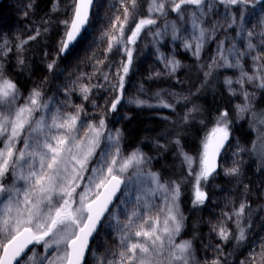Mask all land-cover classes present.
Returning <instances> with one entry per match:
<instances>
[{"label":"trees","instance_id":"1","mask_svg":"<svg viewBox=\"0 0 264 264\" xmlns=\"http://www.w3.org/2000/svg\"><path fill=\"white\" fill-rule=\"evenodd\" d=\"M149 2L150 0H136L126 35H131L141 19L148 18ZM109 9H112V6L108 0H95L86 31L94 20L95 28L100 21L105 24L110 15ZM72 14L73 0H2L0 2V81L7 79L16 86L14 102L11 105L7 102L0 104V112L14 118L15 111L25 105L29 106L33 93H41L43 92L41 89L44 88L47 95L54 96L52 80H55L56 71L51 72L53 66L60 73L59 85H56V98L57 100L62 98L61 89L67 92L68 100H61L66 110H72L74 106L85 108L87 99L82 96V86L93 82L92 80L95 81L96 77L99 79L103 72L112 74L115 71L116 73L121 71L125 64V57H119V55L106 57L104 47L92 48L86 31L69 53L61 57V41L66 31L63 21L70 20ZM146 30L142 32L140 40ZM37 32H39L38 35ZM33 36L35 39H30ZM24 41L26 43H22ZM186 41H189V37H186ZM3 42L9 46L3 48ZM135 45L131 44L130 47ZM173 54L184 65V72L180 75L178 83L162 78L149 80L155 75L159 76V69H155L152 63L138 57L136 52L132 57L134 63L132 69H128L127 73L123 70L120 76L122 75L126 83L125 87L136 83L150 95L166 90L181 91L189 95L195 106L196 111L191 115V121L185 123L180 129H176L180 133V146L196 159L191 178L181 187L179 201L184 226L179 237L182 241H191L194 244L190 250L192 256L190 264H204L216 242V232L223 225V214L229 211L239 193L244 195L241 204L244 206V211L239 215L240 223L228 230V239L225 242L220 240L219 243L223 253L222 264H249L248 260L253 252L259 253L261 246H264V224L255 222L257 209L252 195L257 192L252 186L255 183L259 184L264 177L262 162L254 154L256 141L254 125L264 116V92L261 97L251 103L249 119L236 124L235 107L225 89L222 70L204 73L198 63L181 48H177ZM50 64L51 68H49ZM153 69L156 71L150 74V70L153 71ZM106 80L110 81L108 78ZM99 84L101 89L93 94L92 99L97 110L101 106L107 107L109 97L115 91L113 86L107 87L105 83L100 82ZM9 99L11 100V97ZM225 112L228 113L227 116H223ZM119 113L122 116H118ZM66 114L69 113L64 111V119L68 118ZM108 114L107 119L110 123H114L117 119L115 126L120 133L121 149L125 153L130 154L133 150H141L152 158V169L158 172L162 179L172 182L179 180L177 166L181 160L177 146L167 144L166 153L161 155L155 153L152 148V142L170 138L173 123L155 116L146 108H125L122 111L116 109L110 110ZM217 127H226L230 142L221 157L218 172L209 179L199 181V190L205 194L206 198L201 203L195 198L199 157L204 140ZM2 147L3 138H0V148ZM19 150L20 147L14 152ZM106 150L108 148L103 152ZM109 151L112 152L111 149ZM228 152H234L233 156L236 155L238 159L234 167L237 169L235 174L238 178L226 181L228 171L222 173V159ZM99 153H102L101 150ZM96 157L97 155L95 159ZM99 161L104 163L101 154ZM222 174H226V178H223ZM137 219L142 220L141 217ZM102 226L91 247L104 235ZM241 229L244 232V239H239ZM116 233L121 235L120 231ZM105 238L107 243H112L110 234H106ZM166 263L167 260L164 261V264Z\"/></svg>","mask_w":264,"mask_h":264},{"label":"snow or ice","instance_id":"2","mask_svg":"<svg viewBox=\"0 0 264 264\" xmlns=\"http://www.w3.org/2000/svg\"><path fill=\"white\" fill-rule=\"evenodd\" d=\"M258 2L264 4V0H219V3L224 5L226 13L230 12L231 8L240 6L242 10L239 16L232 14L231 23L228 27L238 23L240 28L238 35L246 31L249 39L245 51H240L233 43L232 47L227 50L228 55L226 56L224 51L218 48V54L223 60V64L219 65L215 60L213 64L240 70V75L235 83L240 86L245 101L249 100V93L245 89V84H253L264 89V48L256 51V46L251 40L255 33L245 28L243 14V9L249 5L254 7L255 3ZM92 3L93 0H73V15L70 20L63 21L66 25V31L65 38L61 41L60 50L62 52L68 49L69 45L77 39L82 29L85 28L89 20V9ZM131 3L135 7L136 0H131ZM215 4L216 0H207V2L206 0H150L148 18L141 19L136 24L130 39L134 41L145 26L156 23L152 13L166 15L167 5L171 11L178 14L181 20H184L186 13L190 12L192 35L197 41L194 54L198 56L206 31L200 26L201 18L207 15L205 9L211 11ZM127 17L128 9L125 8V20ZM260 23L264 26V20H261ZM171 27L175 40L178 38L177 28L175 24ZM197 30L199 31L198 36H196ZM38 34L39 32H37ZM156 34L159 35V33ZM260 35L264 36V31ZM30 39H35V37H30ZM111 39L115 40L116 38L111 37ZM22 43H26V41ZM261 43H264V40ZM185 47L191 48V44L186 42ZM128 55L130 63L131 53L129 52ZM229 56L233 59L229 60ZM245 56H250L253 62L251 74L244 70L242 60ZM168 63L172 65L174 71L176 64L171 61ZM51 67L50 64L49 68ZM123 70L127 73V66ZM225 83L229 86V91L235 94L236 90L231 87L234 81L227 78ZM119 87H123L122 78ZM83 91L87 93L88 89L85 88ZM15 94V84L7 79L0 81V104L7 102L11 105L15 100ZM37 97H39V92H34L30 98L31 105L38 103ZM117 103H119V99L112 104L113 110ZM163 106L171 107L166 103ZM237 107L241 113L250 112L248 103ZM33 110L31 107L19 108L15 111L14 118H10L9 114L0 112V138H3V147L0 148V179L9 172L10 161L13 165L23 161L24 163L19 165L21 170L18 178L30 185L24 189L22 200H14L13 197L20 194L21 190L15 186L6 188L4 184L0 183V194L5 192L10 194L3 207H0V264H13V261H16V264H22L21 254L33 242L37 244L43 242L46 251L53 245H56L57 249L61 244L66 246L63 254L48 259L46 264H82L88 238L96 230L104 212L108 210L112 197L122 183L121 176L133 166L139 169V166L144 162L143 157L139 153H132L129 157H121L119 133L115 136L109 134L106 139L115 151L106 150L101 154L104 163L92 170L93 175L88 180L89 185L96 189H102V191H97L95 199L89 200L88 192L92 191V187L86 186L85 191L77 194L79 206L73 208L72 205L76 202L73 194L79 187L78 181L83 179L82 173L87 170V162L93 155L95 148L99 146L100 137L104 135V121L100 120L98 126L82 124V128H87L85 138L82 139L77 135L80 131L76 127L78 114L70 115L67 119L60 118L58 114L52 115L51 123L47 125L44 118H41L35 122V127L31 129V132L37 133V135L32 137L31 143L26 141L24 144V148L28 149L27 155L24 151L14 152V143L25 125L31 123ZM227 115L228 113H223V116ZM253 115L255 114L253 113ZM260 122L264 123V116L261 117ZM45 127L51 133L50 135L45 133ZM53 129H63L64 131L54 132ZM217 133H221V135L211 154L209 153V144L205 143L204 146L205 152L201 158L202 170L199 175L205 178L214 170V157L219 147L223 146L224 140L227 139L226 127H217L213 130L212 135L216 136ZM42 135L43 139H41ZM185 159L191 164L190 157L185 156ZM37 160L39 170H36L35 166ZM68 161L75 162L70 172L67 167ZM24 167L29 169L27 175L23 172ZM228 171L235 174L237 169L233 168ZM150 175L158 190L168 191L167 187L160 183L157 174L151 173ZM198 182L199 176L197 177ZM178 191L176 188L172 192L173 202L177 199ZM196 198L198 202H203L204 194L199 188H197ZM243 211L244 206L241 205L236 215H241ZM139 215V212L133 211L128 217L127 223L120 229V250L111 254L116 258L106 260L102 258L100 264H164L165 260H167V264H190L192 258L191 242L184 241L179 244L174 242V234L179 233L180 224L173 214L171 205L167 207L162 223L159 215H157L151 217L149 221L141 220L140 223L134 224L133 218ZM169 220L172 221L171 227ZM219 235L224 240L228 239V233L223 228L220 229ZM46 237H51V240L45 239ZM239 239H244L243 229L240 231ZM260 254L264 256V246H261ZM256 255L257 253L253 252L251 264H256ZM28 259H33V257H28ZM212 264H219V262L214 260Z\"/></svg>","mask_w":264,"mask_h":264},{"label":"rangeland","instance_id":"3","mask_svg":"<svg viewBox=\"0 0 264 264\" xmlns=\"http://www.w3.org/2000/svg\"><path fill=\"white\" fill-rule=\"evenodd\" d=\"M108 2H110L112 9H109L110 15H108L109 17L107 19V22L104 24L103 21H100L95 28L94 20L89 30L86 31V34L89 36V42L91 43L92 48L104 47L106 57H109L110 55H119V57H125V64L120 69V73H116V71L112 74L103 72L99 79H97L96 77L95 81L92 80L93 82H88V84L82 86V96L84 98L87 97L85 108L74 106L72 110H66L64 105L61 103V100H68L67 92L61 89L60 91L62 92L60 94L62 98H60L59 100H57L56 98V85H59L60 73L57 69H54L53 66L51 72H53L54 70L56 71V75L54 76L55 80H52L54 84V96L47 95L45 92L46 88L41 89L43 92H39V97H37L38 103L36 105H31L30 102L29 106H27L34 109L31 114V123L26 124L24 129L19 133L18 138L14 143V151L18 147H20L19 151H24L27 155L28 149L24 148V144L26 141L31 143L32 137L37 135V133H32L31 129L35 127V122L37 120H40L41 118H44L47 125L51 123L52 115L58 114L60 118L64 119V111L69 113L66 114L68 116L78 114L76 127L80 131L77 135L82 139L85 138V133L87 132L86 127H81L82 124L98 126L100 120H103L105 125V128L103 130L104 135L100 137L99 146L95 148L93 155L88 160L86 165L87 170L82 173L83 179L78 181L79 187L76 188L75 193L73 194L76 202L73 203L72 207L76 208L79 206V197L77 194L85 191L86 186L92 187V191L88 192L89 200H92L95 197V193L101 190L89 185L88 180L89 177L93 175L92 170L102 164V162L99 161V155L102 154L106 148H108L107 151H109V149H111L112 152L115 151V149L111 147V144L106 139V137L109 134L115 136L117 133H119L117 127L115 126L117 119L114 123H110L107 117L110 110L113 111L112 104L115 103L117 99H119V103L116 104V108L114 110L119 109L120 111H122L125 108H146L151 110L155 116L166 120L168 123H173L171 127L172 132L170 138H166L165 140H158L154 143L152 142V148L155 153L161 155L166 153L167 144L171 143L177 146L181 160L179 165L177 166V168L179 169L180 177L178 178L179 180H176L175 182L162 179L159 173L152 169V158H150L149 155L141 150H133L132 153H139L140 155H142L144 162L139 166V169L133 166L121 176V179L124 181L123 189L117 200V203L109 212L107 218L105 219V222L103 223L102 232L104 233V235L91 247L87 258V264H100L102 258L105 260L116 258L111 255L112 253H116L120 250V234H117L116 232H119L120 229L123 228V225L127 223L128 217L133 211L139 212L140 215L137 217H141L143 221H149L151 217L159 215L162 223L167 211V207L171 205L173 207V214L176 216V219L180 224L179 233L174 234V242L176 244H179L186 241H182V239L179 237V234H181L184 229L182 221V211L179 207L180 190L185 182H187V180L191 178L193 169L195 168L194 165L196 159L192 154H188L182 149L179 143L180 133L176 131V129H180V127H182L185 123L191 121V115L195 113L196 109L194 104L191 102V98L189 97V95L187 96L178 90L172 92L166 90L161 91L156 95H150L144 88H141V86L136 83L125 87L126 83L125 81H123V77L122 75L120 76V74H122L125 66H127L129 70L132 69V64H134L132 62V57H134L135 52L138 53V57L147 60L150 64L152 63L155 69H159V76L155 75V77L149 80H161L162 78L169 79L173 82L176 81L177 83L179 82L180 75L184 72V65L177 58V56L173 54L177 48H181L186 54L190 56L192 60H195L204 73H211L221 69L224 75L225 89L230 99H232L235 107L234 119L236 124H240L250 117V112L241 113L239 112L237 106L248 103L251 107V103L258 97H261L262 93L264 92V89L256 87L253 84H245V89L249 93V100L245 101L243 95L241 94L240 86L235 83L236 79L240 75V70L237 68L217 66V64H223V60H221L220 55L218 54V48L222 49L224 51V55L226 56L228 55L227 50L232 47L233 43L240 51L246 50V45L249 39L247 37V32L245 31L238 35V33L240 32L238 23L234 24L232 27H228V25L231 23L232 14H236L237 16H239L240 11L242 10L239 5L231 8V11L226 13L224 5L220 4L219 0H216L215 7L211 11L205 9L207 15L201 18L202 23L200 26L202 28H205L206 31L202 47L200 48L199 55L197 56L196 54H194L197 41L193 38L192 35L190 12L186 13L184 20H181L178 14L171 11V9L167 7V5L165 9L167 13L166 15H160V13L155 12L152 13V16L156 19V23L154 25L145 26L133 41V44L136 45L131 48V44H129V37L131 35H126V29L128 27L133 8L131 0H108ZM125 8L128 9L127 20H125ZM253 13H255V15H253ZM243 14L244 26L246 29L252 30L255 33L251 40L256 46V51H259L261 48H264V43H261V41L264 40V36L260 35V33L264 31V26H262L260 23L261 20H264V4L258 2L255 3L254 7L252 5H249L246 9H243ZM173 24H175L177 28L176 34L178 38L175 40L173 39V29L171 27ZM145 30L146 33L140 40L139 37ZM156 33H159V35H157ZM198 35L199 31L197 30L196 36ZM111 37H115L116 39L112 40ZM186 37H189L188 42L186 41ZM186 42L191 44V48L185 47ZM3 45V48L9 46L8 44H5V42H3ZM166 51H169V53H166ZM129 52L131 53L130 63L128 55ZM232 59L233 58L229 56V60ZM214 60L217 62V64H213ZM169 61L176 64L174 71L172 70V65L168 63ZM242 63L244 65V70L248 71L251 74L253 62L250 56H245L242 60ZM155 71L156 70L153 69V71L150 70L149 73L153 74ZM107 78L110 79V81H107ZM121 78L123 83L122 88L119 87V85L121 84ZM227 78H231L234 81L231 87L236 90L235 94L229 91V86L225 83ZM99 82L105 83L107 87L113 86L115 88V91L109 97L110 101L107 107L105 108L101 106L97 110V107H95L92 99L93 94L101 89ZM85 88L88 89L87 93L83 91V89ZM165 103L171 105V107H164L163 104ZM118 116H122V114L119 113ZM48 118H50V120H48ZM52 131L63 132L64 130L53 129ZM254 132L256 139L254 154L255 157H257V159L262 162V166L264 168V123H261L260 120L257 121L254 125ZM45 133L49 135L51 134L48 132L47 127H45ZM212 133L208 135L202 145V151L199 157V168L197 170L198 175L202 170L201 158L203 157L205 152L204 146L205 143H208L210 148V145L214 138ZM41 139H43V135L41 136ZM86 142L87 141L85 140V143ZM121 143V140H119L121 157H129L132 153H125L121 149ZM100 150L102 153H99ZM233 153L234 152H228L223 157L222 173H226L228 170L233 169L237 164L238 159H236V155L233 156ZM96 155L97 157L95 159ZM185 156L191 158V164H189V162L185 159ZM23 163V161H20L17 165H13L10 161L9 172H7L2 179H0V183L4 184L6 188L15 186L16 188H19L21 190L20 194L13 197L14 200H22L24 189L30 186L24 180L18 178L21 170L19 165ZM74 164V161L67 162L69 172L71 171ZM38 165L39 162L37 160L35 164L36 170H39ZM28 171L29 169L27 167L23 168V172L25 175H27ZM151 173H155L158 175L161 184L167 183V185H165L168 189L167 192H160V190L157 189V185L152 182L150 175ZM227 174V178L226 174H222V177L226 178V181L238 178V175H232L229 171L227 172ZM201 177L202 176L199 175V181L203 179ZM254 187L257 191L252 194L255 199L253 200V203L255 204V207L257 209V217L255 219V222L264 224V177L263 180L259 182V184L255 183L254 186H252V188ZM176 188H178L179 190L178 196L177 199L173 202L172 192ZM197 188H199V182L197 184ZM127 194L129 196H127ZM9 195L10 194L7 192L0 194V207H3V204L7 201ZM243 200L244 195L239 193V195L236 196L234 203L231 205V208H229V211L223 214L224 221H222L223 225L221 226V228H226L227 233L229 229L231 230L232 228L238 226V224L240 223L239 216H237L236 213L239 212L238 207L243 203ZM137 217L133 218L134 224H138L141 222L137 219ZM117 221H119V223H117ZM169 226H172L171 220H169ZM219 232L220 229L216 232V242L213 245L210 255L205 260V262H203L204 264H212L214 260L218 261L219 264H222L223 253L220 247L221 243L219 242L220 240L224 242L226 240L220 237ZM106 234H110L112 241L111 244L106 242ZM45 239L51 240V237H46ZM191 245L193 246L194 244L191 243ZM65 249L66 246L61 244L59 246V249H57L56 245H53L46 251L43 242L39 244L35 243L33 249H31L21 261L22 264H42V262L43 264H46V261L48 259H52L57 255L63 254ZM260 253L261 250L255 257L256 264H264V256H261ZM28 257H33V259H28ZM251 260L252 257L248 260L249 264H251Z\"/></svg>","mask_w":264,"mask_h":264},{"label":"water","instance_id":"4","mask_svg":"<svg viewBox=\"0 0 264 264\" xmlns=\"http://www.w3.org/2000/svg\"><path fill=\"white\" fill-rule=\"evenodd\" d=\"M1 1H2V0H0V2H1ZM94 2H95V0H93L92 5L90 6V9H89V20H88V23L85 25V28L82 29L81 34L77 37V39H76L75 41H73V42L69 45V47H68L67 50H65V51H63V52L60 50V55H61V57H65V56L69 53V51L72 49V47L77 43V41L83 36L84 32H85L86 29H87V26H88V24H89V21H90L91 11H92V9H93ZM72 15H73V14H72ZM130 37H131V36H130ZM130 37H129V44H133V41L130 39ZM64 38H65V37H64ZM220 135H221V133H217L216 136H214L213 141H212V143H211V145H210V148H209V153H210V154H211L212 150L216 147V143H217V140H218V138H219ZM229 142H230V135H229V133L227 132V139L224 140V142H223V146H222V147H219L218 152H217V154H216L215 157H214L215 168H214L213 171L210 172L209 175H207L206 178L202 176V178H203L204 180L211 178L214 174H216V173L218 172L221 157H222V155L224 154V152H225V150H226V148H227ZM121 180H122V179H121ZM123 186H124V181L122 180V183L119 185L118 190L115 192V195L112 197V202L108 205V210L104 212L103 216L100 218V221L98 222V224H97V226H96V230H95V231L92 233V235L88 238V245H87V248H86L85 251H84V257H83L82 264H85V261H86L87 256H88V252H89L90 247H91V244H92L94 238L96 237L97 233L99 232L100 227L102 226L104 219L106 218V216L109 214V212L112 210V208H113L114 205L116 204V202H117V200H118V198H119V196H120V194H121V191H122V189H123ZM100 191H102V189H101ZM93 199H95V197H94ZM93 199H92V200H93ZM204 199H205V196H204V198H203V201H204ZM34 244H35V243L33 242V243H31V244H29V245L27 246V248L25 249L24 253L21 254V258H20L21 260H22L23 257H24V256H25V255H26V254H27L32 248H33ZM13 264H16V261H13Z\"/></svg>","mask_w":264,"mask_h":264},{"label":"bare ground","instance_id":"5","mask_svg":"<svg viewBox=\"0 0 264 264\" xmlns=\"http://www.w3.org/2000/svg\"><path fill=\"white\" fill-rule=\"evenodd\" d=\"M9 177V176H8ZM202 178V177H201ZM8 179V178H7ZM198 184V183H197Z\"/></svg>","mask_w":264,"mask_h":264}]
</instances>
